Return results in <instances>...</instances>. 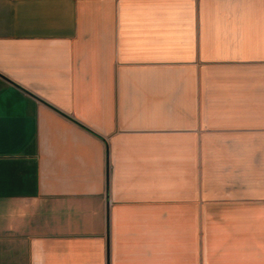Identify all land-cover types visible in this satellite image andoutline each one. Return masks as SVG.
Returning a JSON list of instances; mask_svg holds the SVG:
<instances>
[{
	"label": "crops",
	"instance_id": "0c3cea01",
	"mask_svg": "<svg viewBox=\"0 0 264 264\" xmlns=\"http://www.w3.org/2000/svg\"><path fill=\"white\" fill-rule=\"evenodd\" d=\"M0 264H264V0H0Z\"/></svg>",
	"mask_w": 264,
	"mask_h": 264
}]
</instances>
